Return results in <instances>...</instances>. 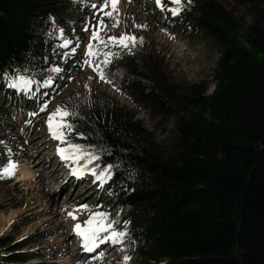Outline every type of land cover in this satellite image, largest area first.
Masks as SVG:
<instances>
[{
	"label": "trees",
	"instance_id": "16d2710c",
	"mask_svg": "<svg viewBox=\"0 0 264 264\" xmlns=\"http://www.w3.org/2000/svg\"><path fill=\"white\" fill-rule=\"evenodd\" d=\"M71 1L0 0V96L13 91L8 77L16 74L40 82L31 87L39 107L63 90L71 60L65 61L77 56L73 46L60 47ZM171 24L202 31L218 45L210 95L207 81L180 95L163 82L150 52L137 59L114 50L109 80L150 113L180 116L175 155L158 157L141 121L100 100L87 108L75 99L61 102L69 111L75 106L66 120L73 127L64 131L72 144L98 156L102 169L112 165L108 187L120 205L119 220L130 208L128 245L140 264H264V9L243 35L217 0L186 2L179 15L167 13L163 26ZM49 77L52 84L43 86ZM8 116L0 111V125ZM46 238L14 243L5 236L0 264H53L46 249L23 251Z\"/></svg>",
	"mask_w": 264,
	"mask_h": 264
},
{
	"label": "rangeland",
	"instance_id": "374dc122",
	"mask_svg": "<svg viewBox=\"0 0 264 264\" xmlns=\"http://www.w3.org/2000/svg\"><path fill=\"white\" fill-rule=\"evenodd\" d=\"M85 2L79 5V0H72V9L66 13L70 25L61 31L72 42L70 46H73V52L77 56L68 57L65 61L67 63L71 60L69 70L64 71L65 86L47 103L45 115H39L44 105L38 106L31 90L14 88L12 92L15 93L0 96V111H7L9 114V118L0 125V171L9 163L17 165L14 175L0 178V239L10 236L15 240L14 243L26 238H31L29 242H33L44 234L47 236L45 240L31 243L23 251L35 255L39 249H46V254L53 259L50 261L53 264H125V256L131 258L128 264H140V258L137 254L133 255L132 247L128 245L131 226L124 218L128 217L130 209L126 207L119 220L120 205L111 197L113 195L108 186H111L112 171L108 174L109 178L103 181L98 180L91 171L87 175L79 173L78 176L82 178L70 182L66 177L71 171L64 169L58 172L55 180L46 183L41 181L40 173L45 165L44 160L53 159L51 166H47L51 172L57 168L54 167L58 161L56 151L72 144L67 135L66 143L53 137L48 125L49 116L60 107L61 102L70 99H75L83 108L89 107L95 100L115 104L119 109L133 114L136 120L141 121L152 132L155 154L169 160L176 153L177 122L180 116H159L150 113L136 104L129 93L111 82L99 79L98 73L85 63L91 60L93 64H97L104 59L102 55L96 58L87 55V45L99 43L91 41L93 26L103 18L106 27L100 31V37L105 40L112 36L120 37L125 33L137 37L135 46H130L122 52L137 59L150 52L163 82L177 90L180 95L188 94L194 85L204 81L211 82L220 51L216 42L206 37L202 31L185 29L184 24H171L165 29V18L161 17V14L175 7L170 0H164L166 7L163 10L156 0H119L118 10L111 18L104 16L103 12L96 15L104 0ZM186 2L188 0H184V4ZM92 4L97 5V8H92ZM217 4L236 24L241 35L254 20L256 13L264 9L262 4L240 3L234 0H217ZM106 11H111V8ZM117 21L119 26L114 27ZM101 50L109 49L101 46ZM114 50L118 53L121 49L111 48V51ZM113 62L104 67L108 78L115 66ZM101 66L103 67L102 63ZM214 86L211 82L208 95L214 91ZM99 161L100 158L91 165L97 175L103 170ZM74 164L76 167L77 163ZM27 168L34 173L32 179L25 175ZM83 205H87L88 209L83 210ZM96 212H106L109 220H118L115 229L127 233L123 238L125 249L111 242L98 241V246L90 252L91 254L76 257L78 253L81 255L80 250L83 249L75 245L79 240L75 226H86L85 221ZM5 254L7 251L0 247V256ZM40 263V260L33 259L28 264Z\"/></svg>",
	"mask_w": 264,
	"mask_h": 264
},
{
	"label": "snow or ice",
	"instance_id": "6c2138e0",
	"mask_svg": "<svg viewBox=\"0 0 264 264\" xmlns=\"http://www.w3.org/2000/svg\"><path fill=\"white\" fill-rule=\"evenodd\" d=\"M190 3L191 0H188ZM157 5L163 10L166 5L164 0H156ZM170 3L175 5V7L168 9L173 15H179L184 6V0H170ZM119 0H104L102 5L99 7L98 12H103L104 16L109 18L113 17V14L118 10ZM92 8H97V5L92 4ZM111 8V11H106V9ZM114 27L119 26V21H117ZM103 18L97 21V24L93 26L91 41H98L99 43H89L87 45V55L91 58H96L99 56H103L104 59L101 63L93 64L91 60L85 61V63L89 64L93 68L95 72L98 73L99 79L105 82H111L108 76H106L104 67L109 65L113 58L117 55L111 48H122L129 49L130 46H135L137 43V37L128 35L127 33L122 34L120 37H109L107 40L100 37V31L105 28ZM140 27V26H138ZM88 30L87 28L85 29ZM60 37L63 39V44L60 45L62 48H69L71 45V41L64 37L63 32H60ZM101 46L103 48L109 49L108 51H102ZM74 51V49H72ZM47 60V57H45ZM25 72L28 70L25 69ZM51 72L59 73L61 69L59 67H53L50 69ZM10 80L9 86L12 88L31 90V86L33 84H37L39 86L40 82L35 80L34 77H29L23 74H16L13 76H9ZM52 84V79L49 77L43 86H49ZM47 109V104H45L41 111ZM75 115V106H73V110L69 111L66 107H58L54 112H52L48 119L49 128L52 131V135L55 139L60 140L62 143H66V134L65 129L71 130L72 124L67 123L66 120L69 116ZM60 155L65 160H72L74 163H78L82 158L80 155L84 153L85 155L91 156V153H85L84 149L79 144H69L66 148L59 149ZM99 157H93V159H98ZM91 162V160L89 161ZM17 165L15 163H9L7 166L3 167L2 171H0V178L12 176L15 174V170ZM112 165H107L105 169L101 171L99 175H97L95 169L92 170V175L96 176L98 180H106L109 178L108 174L110 173ZM80 172L79 169L73 170V175H78ZM83 210H87L88 206H81ZM70 215H73L70 213ZM73 218L76 217L73 215ZM118 223V220L113 218L111 220L108 219V213L106 212H96L90 215V218L85 221L86 226H82L81 224H76L75 230L76 232L83 238L84 247L87 251L92 252L98 246V241L102 243L111 242L113 244L123 243V238L127 235L126 232L117 231L115 229V225ZM107 234V235H102ZM131 258L128 256L124 257L125 264H128V261Z\"/></svg>",
	"mask_w": 264,
	"mask_h": 264
},
{
	"label": "bare ground",
	"instance_id": "6f19581e",
	"mask_svg": "<svg viewBox=\"0 0 264 264\" xmlns=\"http://www.w3.org/2000/svg\"><path fill=\"white\" fill-rule=\"evenodd\" d=\"M81 156H82V158L79 160V162L77 163L76 167H75V164H74V162L72 160H65L63 157L61 159L64 162H70L71 161L70 163H67L66 165L67 166L68 165H70V166L73 165V166H71L72 169H73V167H75L74 169H79L80 170L79 173L87 175V174H89L92 171L91 165L96 160V159H93V157H96V156H94V155L93 156L92 155L91 156H89V155H81ZM52 160L53 159H49V158L44 160L45 165L43 166L42 172L40 173L41 181H43L45 183L48 182V181L55 180L57 178V176H58V172H61V169H59V166L57 168H55L54 170H52L51 172H49L50 168L49 167L47 168V166H49V165L51 166ZM90 160H91V162H89ZM71 167H70V169H71ZM71 174H73V171L71 172ZM25 175L28 177V179H32L34 177V173L31 172V170H29L28 168L25 169ZM78 175H73V176L77 177ZM60 178H61V176H60ZM77 178L80 179L82 177L78 176ZM69 179L70 180H74L73 177H71V176H70ZM69 201H71V200H69ZM78 238H79V240H78L77 244H75V245L78 246V248L79 247L82 248L83 250H80V254L81 255H79V253H78L76 257H78V256L84 257L85 255L90 254V253H88V251L84 247L83 238L80 235H78ZM82 254L84 256H82Z\"/></svg>",
	"mask_w": 264,
	"mask_h": 264
}]
</instances>
